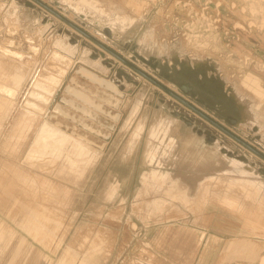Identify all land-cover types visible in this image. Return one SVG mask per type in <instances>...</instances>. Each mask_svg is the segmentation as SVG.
I'll list each match as a JSON object with an SVG mask.
<instances>
[{
    "label": "rangeland",
    "instance_id": "1",
    "mask_svg": "<svg viewBox=\"0 0 264 264\" xmlns=\"http://www.w3.org/2000/svg\"><path fill=\"white\" fill-rule=\"evenodd\" d=\"M39 1L50 10L0 0V79L28 74L18 97L0 94V264H261L264 158L226 131L264 156V0ZM116 25L127 32H111ZM81 67L118 92L79 74ZM43 84L56 91H39ZM69 86L85 89L94 104L67 93ZM37 92L50 102L28 113ZM174 119L183 137L175 157L204 143L235 161L195 170L175 162L169 136L154 138L150 151L154 124ZM44 121L101 156L69 162L48 153L53 144L30 150ZM243 240L250 241L243 248L256 246L249 257L237 249Z\"/></svg>",
    "mask_w": 264,
    "mask_h": 264
},
{
    "label": "bare ground",
    "instance_id": "2",
    "mask_svg": "<svg viewBox=\"0 0 264 264\" xmlns=\"http://www.w3.org/2000/svg\"><path fill=\"white\" fill-rule=\"evenodd\" d=\"M76 13L84 16L80 12H76ZM88 20L91 23H93L94 25L97 22V20H95L92 17H90ZM116 30L118 31V33H116ZM111 32L119 34V36H122L127 31H126V27L124 25H121V26L116 25V26L112 27ZM67 50L69 51V53H75V55H76L78 50H79V46L78 45H76V46L71 45ZM69 57L72 58L71 56H69ZM185 68H187V67H185ZM34 71L36 72V70H34ZM190 71H191L190 76H192L194 78L198 77V73H196L197 68H193L192 70L190 69ZM78 73L86 76L93 83L100 84L102 86H105L107 88L112 89L113 91L118 92V89L113 82L108 81L104 78H101L98 74L87 69L86 67H81L78 70ZM17 74L18 75L15 78H13L12 80L0 79V94L7 95L8 97H18L17 95L20 92V88H22V86L25 85V81H27L26 78H27L28 74H25V70L22 71L20 69L17 71ZM37 74H38V72H37ZM33 80H35L34 77H33ZM203 80H204L205 86H208L213 92H215L216 94H219V96L223 95V93H224L223 87L217 81H215V82L211 81L210 79H208L206 77V75H203ZM12 81H14V82H12ZM6 82H10L11 85H9V86L5 85ZM44 82L53 85L52 83H54V80L53 79H46V80H44ZM12 83L14 85H12ZM37 87H38V90L43 92V93H49V92L52 93V91L56 88L55 87L51 91V89H49L50 86L48 87L47 84L46 85L43 84L40 86L36 85V88ZM55 91H56V89H55ZM67 93L74 96L76 99L83 100L84 102H86V104H89V105L94 104L92 97L90 96V94L85 89L80 90L78 88H74L72 86H69L67 88ZM30 98L32 101L30 100L27 102L28 113H32L31 110L40 111V108L38 106V105H40L39 103H41V104L46 103L47 100L49 101L50 97L49 98L47 97L48 99L46 100V97H44L41 93L37 92V93H32ZM6 101H8V100H5V102ZM37 102H39L38 105H37ZM140 104H138L139 106H137V109H140ZM57 110H59V112H62L63 115H68L65 112H63L60 105H58ZM28 120L33 122V120L31 119V116H30V119H28ZM131 121H132V118H131ZM145 122H147V121L146 120L144 121V119H143V121L140 123L139 127L137 126L138 129L136 130L133 137L131 138V141L129 142L128 154L132 153L136 149V146L138 144L137 142L139 141L141 135H144L145 132L143 133V131H144L145 126H146ZM181 132H182L181 131V122L178 119H174V120L170 121L169 124L168 123L164 124V121H162V120L159 122H156L154 124L153 128L151 129L150 135L152 137L150 140V144H147V146L149 149H152L150 151H155V149H156L155 143H156L157 139H154V138H156L157 136H169L170 138L173 139V145H172V147L168 148V150H169L168 152L170 153L171 156L174 155V157H175L176 145L183 138V137L181 138ZM188 143L191 145V140H188ZM47 144H53L54 145V147H52V149H50L48 151L49 154H58L59 157H63L66 159V161H69V162L72 160H79L78 157H80V156H85V157H88L89 161H92L94 164V162H96L99 159V157L101 156V152H99L97 149H95L88 141H85L82 137H76L75 135L66 133L65 131H63L61 129V125L59 123L52 124L49 121H44L42 126L38 129V132L36 134V138H35V141L33 143L32 149H30V150H33V148L36 146H40L42 148V150L44 151L46 148H44L42 145H47ZM193 154H194V156H193L194 160H193V162H190L189 157ZM162 156H163V154H162ZM180 157L179 158L175 157V162H178L177 160H180L179 162L190 163V167H194L195 170L198 168H201V167L206 168V169L213 168V167L219 168V167H223V165H224L223 163H230V162L235 161L233 158L234 156L229 155V152L227 150H223L222 148H219V147L207 146L204 143L198 145L196 150L195 151L193 150L192 152H190V147H189V150H185L182 153V156H180ZM231 159H233V160H231ZM239 167H241V169L244 171L245 174H251V172H252V168L248 164H240ZM119 185L120 184L116 185L115 188L113 187L114 191L116 190V188ZM205 187H207V186H205ZM119 190H120V188H119ZM170 190H171V188H170ZM202 190H203V188H202ZM115 193H117V192H115ZM202 195H204V192ZM245 243H250V241H248V240L241 241V244L239 246L242 248H240L238 246L237 249H238V251H245L247 253V256L249 257L252 253H254L256 251V248H255L256 246L253 244V246L249 245L246 248H243ZM241 257H243V256H241ZM261 264H264V257H262Z\"/></svg>",
    "mask_w": 264,
    "mask_h": 264
},
{
    "label": "water",
    "instance_id": "3",
    "mask_svg": "<svg viewBox=\"0 0 264 264\" xmlns=\"http://www.w3.org/2000/svg\"><path fill=\"white\" fill-rule=\"evenodd\" d=\"M36 2H38L40 5L44 6L45 8L49 9L50 8L45 5L44 3L40 2L39 0H34ZM138 70V69H137ZM139 71V70H138ZM140 72V71H139ZM154 81V80H153ZM156 84H158L160 87H162L163 89H165L166 91H168L169 93L170 90H168L167 88H165L164 86L160 85L158 82L154 81ZM187 87V86H186ZM186 87H182V89L184 91H188V90H192V87L191 86H188L187 88ZM188 89V90H187ZM174 95V94H173ZM176 96V95H175ZM177 97V96H176ZM178 99H180L179 97H177ZM181 101H184L182 99H180ZM186 105H188L189 107H191L193 110H195L196 112H198L199 114H201L202 116H204L205 118H207L210 122H212L213 124H215L216 126L222 128L218 123L214 122L212 119H210L209 117H207L206 115H204L203 113H201L200 111H198L196 108H194L192 105L188 104L187 102H184ZM229 135H231L233 138H235L236 140H238L239 142H241L242 144H244L245 146L249 147L251 150H253L255 153L259 154L261 157L264 158V156L259 153L257 150H255L254 148H252L251 146H249L248 144H246L245 142H243L242 140H240L238 137H236L234 134L230 133L229 131H226Z\"/></svg>",
    "mask_w": 264,
    "mask_h": 264
},
{
    "label": "flooded vegetation",
    "instance_id": "4",
    "mask_svg": "<svg viewBox=\"0 0 264 264\" xmlns=\"http://www.w3.org/2000/svg\"><path fill=\"white\" fill-rule=\"evenodd\" d=\"M186 86L188 87V85H181L180 88L182 89V87H186ZM187 87H186V88H187ZM191 87H192V86H191ZM187 90H188V89H187ZM188 91L193 93V92H194L193 87H192V90H188ZM200 133H202V132H200ZM209 141H210V140H209ZM243 142H244V141H243Z\"/></svg>",
    "mask_w": 264,
    "mask_h": 264
},
{
    "label": "crops",
    "instance_id": "5",
    "mask_svg": "<svg viewBox=\"0 0 264 264\" xmlns=\"http://www.w3.org/2000/svg\"><path fill=\"white\" fill-rule=\"evenodd\" d=\"M181 141H183V138H182V140ZM102 154V153H101Z\"/></svg>",
    "mask_w": 264,
    "mask_h": 264
}]
</instances>
